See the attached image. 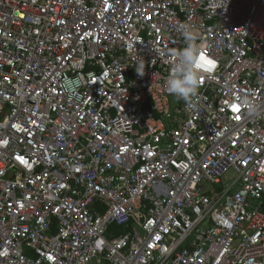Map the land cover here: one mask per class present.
Returning a JSON list of instances; mask_svg holds the SVG:
<instances>
[{
	"label": "built area",
	"instance_id": "1",
	"mask_svg": "<svg viewBox=\"0 0 264 264\" xmlns=\"http://www.w3.org/2000/svg\"><path fill=\"white\" fill-rule=\"evenodd\" d=\"M0 264H264V0H0Z\"/></svg>",
	"mask_w": 264,
	"mask_h": 264
},
{
	"label": "clouds",
	"instance_id": "2",
	"mask_svg": "<svg viewBox=\"0 0 264 264\" xmlns=\"http://www.w3.org/2000/svg\"><path fill=\"white\" fill-rule=\"evenodd\" d=\"M180 29L186 46L182 50L172 51L171 55L175 59L171 63L170 73L165 80V87L168 94L182 99L186 104L195 107L200 95L201 69L204 64H207L209 71H212L215 65L212 60L204 61L201 56L202 45L198 43L201 37L196 26L185 22L180 26ZM144 70L145 64H142L137 73L143 76ZM66 90L70 94H76V83L72 81L68 82ZM251 107L252 110H255L254 105Z\"/></svg>",
	"mask_w": 264,
	"mask_h": 264
},
{
	"label": "trees",
	"instance_id": "3",
	"mask_svg": "<svg viewBox=\"0 0 264 264\" xmlns=\"http://www.w3.org/2000/svg\"><path fill=\"white\" fill-rule=\"evenodd\" d=\"M123 231H125V229L118 228V231L117 232H123Z\"/></svg>",
	"mask_w": 264,
	"mask_h": 264
},
{
	"label": "snow or ice",
	"instance_id": "4",
	"mask_svg": "<svg viewBox=\"0 0 264 264\" xmlns=\"http://www.w3.org/2000/svg\"><path fill=\"white\" fill-rule=\"evenodd\" d=\"M203 58V57H202Z\"/></svg>",
	"mask_w": 264,
	"mask_h": 264
}]
</instances>
